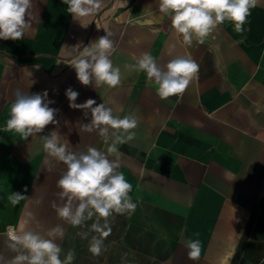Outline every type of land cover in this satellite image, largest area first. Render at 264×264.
I'll return each mask as SVG.
<instances>
[{"label":"crops","instance_id":"0c3cea01","mask_svg":"<svg viewBox=\"0 0 264 264\" xmlns=\"http://www.w3.org/2000/svg\"><path fill=\"white\" fill-rule=\"evenodd\" d=\"M30 11L23 39H0V255L14 257L6 231L25 222V229L45 236L60 225L64 235L56 242L64 254L75 250L73 264H264V0L251 10L244 32L226 21L191 46L159 13L158 0H103L82 20L87 27L62 0H32ZM105 31L113 34L111 59L122 71L133 56L150 53L162 68L177 55L190 56L198 72L183 94L166 100L144 72L125 73L115 89L84 86L70 65L71 48ZM69 87L79 93L77 104L91 98L140 120L134 139L118 146V171L132 184L137 208L114 214L99 256L89 251L98 234L81 239L77 232L88 228L71 226L52 207L63 203L57 180L65 166L47 156L41 136L57 130L70 149L107 148L98 131H80L91 113L69 107ZM16 89L46 90L59 123L27 140L4 131ZM12 192L26 198L13 206ZM188 239L201 241L198 261L187 257Z\"/></svg>","mask_w":264,"mask_h":264},{"label":"clouds","instance_id":"9594fccd","mask_svg":"<svg viewBox=\"0 0 264 264\" xmlns=\"http://www.w3.org/2000/svg\"><path fill=\"white\" fill-rule=\"evenodd\" d=\"M62 2L67 5V13L78 20L82 27L88 26L82 20L94 15L103 6V0ZM259 3L260 0H158V11L170 19L174 31L186 45L191 46L194 41L203 44L226 21L233 24L237 33L244 32L251 10ZM31 8L32 0H0V39H23L31 27ZM154 22L147 21L149 24ZM105 33L86 46L77 44L71 48L76 55L70 65L75 69L77 80L84 86L93 84L96 88L115 89L126 79L125 73L144 72L148 82L155 86L158 96L166 100L183 94L198 72V65L190 56L177 55L162 68L150 53L133 56V63L124 64L122 71L111 59L116 50L111 38L113 34ZM65 95L70 108L84 110L85 116L89 111L91 113V122L80 124V131H98L107 148L106 151L93 146H88L84 151L70 149L69 144L61 141L57 130L41 136L47 156L65 166L57 180L60 189L57 196L63 203L57 205L53 202L52 207L58 217L71 226L88 228L87 231L77 232L81 239H87L90 232L98 234L91 237L89 251L99 256L106 250L104 239L112 231L114 214H131L137 208L130 195L132 184L118 171L121 167L118 146L134 139V130L138 128L140 120L131 110L120 117L108 104L103 102L97 105L91 98L77 104L75 101L79 93L71 87L66 89ZM13 96L4 131L16 133L27 140L42 133L48 125L59 123L56 120L59 110L49 106L54 101L48 99L46 90L29 93L16 89ZM25 198L18 192H12L8 197L13 206ZM90 220L93 223L89 227L86 222ZM24 223L21 222L19 229L12 226L7 228L8 247L16 254L11 259L0 255V264H73L75 250L69 249L64 254L56 242L64 235L60 225L50 229L45 236L38 231L25 229ZM184 246L189 260L200 259L202 244L199 239H188L184 241Z\"/></svg>","mask_w":264,"mask_h":264}]
</instances>
